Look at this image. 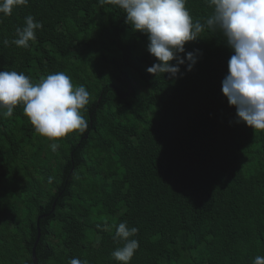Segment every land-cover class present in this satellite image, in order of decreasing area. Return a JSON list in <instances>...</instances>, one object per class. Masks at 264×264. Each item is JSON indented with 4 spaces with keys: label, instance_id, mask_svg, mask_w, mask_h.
Instances as JSON below:
<instances>
[{
    "label": "trees",
    "instance_id": "1",
    "mask_svg": "<svg viewBox=\"0 0 264 264\" xmlns=\"http://www.w3.org/2000/svg\"><path fill=\"white\" fill-rule=\"evenodd\" d=\"M185 6L202 25L214 11ZM29 15L43 27L17 47ZM125 16L99 0H28L0 14V71L34 84L64 72L90 93L87 129L55 141L23 105L0 116V264H33L38 218L55 203L38 264H123L111 256L122 222L138 229L129 264H253L264 256V130L237 123L222 93L232 50L205 28L185 45L201 53L191 71L155 76L148 38Z\"/></svg>",
    "mask_w": 264,
    "mask_h": 264
},
{
    "label": "clouds",
    "instance_id": "2",
    "mask_svg": "<svg viewBox=\"0 0 264 264\" xmlns=\"http://www.w3.org/2000/svg\"><path fill=\"white\" fill-rule=\"evenodd\" d=\"M106 2L122 9L125 22L147 36V51L156 61L147 72L155 76L167 74L175 78L185 64L191 71L201 53L198 49L186 52V43L197 40L205 28L219 31L233 53L222 80V93L229 106L235 108L237 123L264 130V0H207L214 11L204 25L193 22L186 0H99L101 5ZM27 3L28 0H0V14L11 15L14 6ZM42 27L33 16H27L11 43L28 47L29 41L36 39V30ZM3 43L7 45L9 41ZM89 100L85 86H75L64 72L41 77L34 84L22 72L0 71V116L11 117L14 108L23 105L35 132L54 141L87 129L88 121L81 110ZM49 146L52 151L59 147L55 142ZM137 232L126 222L118 225L113 239L122 246L111 253L116 261L129 264L139 248L138 241L132 238ZM69 264L87 262L72 258ZM253 264H264V256H256Z\"/></svg>",
    "mask_w": 264,
    "mask_h": 264
},
{
    "label": "water",
    "instance_id": "3",
    "mask_svg": "<svg viewBox=\"0 0 264 264\" xmlns=\"http://www.w3.org/2000/svg\"><path fill=\"white\" fill-rule=\"evenodd\" d=\"M100 102L101 101L99 100L98 103H100ZM55 208H56V203L53 205L52 211L49 214L44 215V216H41V217L38 218V222H37V226H38V228H37L38 237H37V240H36V242L34 244V247L32 249V260H33V264H38V258H37V255H36V249H37V246H38V244L40 242V239H41L40 220L43 219V218H46V217L50 216L54 212Z\"/></svg>",
    "mask_w": 264,
    "mask_h": 264
}]
</instances>
